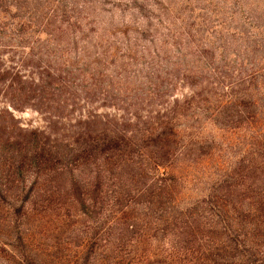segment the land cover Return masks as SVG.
<instances>
[{"label": "trees", "instance_id": "obj_1", "mask_svg": "<svg viewBox=\"0 0 264 264\" xmlns=\"http://www.w3.org/2000/svg\"><path fill=\"white\" fill-rule=\"evenodd\" d=\"M37 3L0 0V226L8 256L18 264H264V84L258 89L252 76L244 92L216 101L214 92L168 99L174 85L150 75L140 96L126 88L130 108L101 112L90 95L117 100L110 93L124 92L123 84L106 80L102 67L68 69L63 54L42 50L37 38L49 35L56 16ZM70 89L83 95L72 92L77 114L68 118L58 100ZM27 108L50 115L52 130L22 126L15 111ZM59 122L67 123L61 132ZM207 126L235 137L229 158ZM213 141L212 184L188 197L170 170L210 159ZM50 224L65 227L73 247L43 242Z\"/></svg>", "mask_w": 264, "mask_h": 264}, {"label": "rangeland", "instance_id": "obj_2", "mask_svg": "<svg viewBox=\"0 0 264 264\" xmlns=\"http://www.w3.org/2000/svg\"><path fill=\"white\" fill-rule=\"evenodd\" d=\"M44 2L48 17L56 16V24L46 30L49 35L41 32L37 38L41 49L52 48L56 55L63 54V62L71 66L68 69L97 67L102 71V67L106 80L123 84L124 92L110 93L117 100L104 102L102 93L90 95L88 99L101 112L118 113L117 109L128 108L134 101L130 97L141 95L145 89L141 83H147L145 77L150 75V79L157 75L166 85H174L168 99L170 95L190 98L194 93L209 97L214 92L216 101L223 93L244 92L252 76L253 84L260 83L258 89L264 84V0H38V8ZM39 28L35 31H41ZM127 87L141 90L130 94ZM73 91L83 95L70 89L71 96H60L65 103L56 98L67 106L59 111H65L68 118L77 114L76 109L69 110ZM258 95L264 104V90ZM15 115L29 129L54 127L50 115L32 108L15 111ZM65 123L59 122L56 131H63ZM204 132L221 146V157L229 158L232 150L236 151L232 134L218 126H207ZM206 149L212 152L210 159L196 165L182 162L170 170L182 180V191L188 197L201 195L212 184L214 141ZM2 217L0 213V225ZM44 232L51 239L41 237L43 242L73 247L65 227L50 224ZM7 238L6 229L0 226V264H18L8 256Z\"/></svg>", "mask_w": 264, "mask_h": 264}]
</instances>
